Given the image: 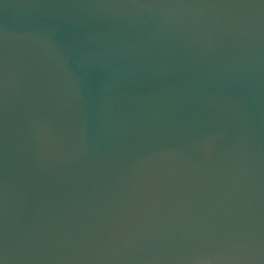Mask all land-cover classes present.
I'll list each match as a JSON object with an SVG mask.
<instances>
[{"label": "water", "instance_id": "water-1", "mask_svg": "<svg viewBox=\"0 0 264 264\" xmlns=\"http://www.w3.org/2000/svg\"><path fill=\"white\" fill-rule=\"evenodd\" d=\"M3 264H264V0H0Z\"/></svg>", "mask_w": 264, "mask_h": 264}, {"label": "snow or ice", "instance_id": "snow-or-ice-1", "mask_svg": "<svg viewBox=\"0 0 264 264\" xmlns=\"http://www.w3.org/2000/svg\"><path fill=\"white\" fill-rule=\"evenodd\" d=\"M0 264H3V260H0Z\"/></svg>", "mask_w": 264, "mask_h": 264}]
</instances>
